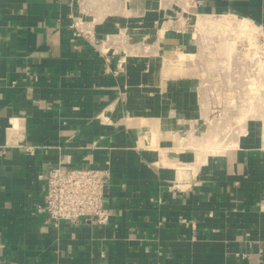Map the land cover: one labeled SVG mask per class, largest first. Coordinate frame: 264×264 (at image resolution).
<instances>
[{"label": "crops", "instance_id": "1", "mask_svg": "<svg viewBox=\"0 0 264 264\" xmlns=\"http://www.w3.org/2000/svg\"><path fill=\"white\" fill-rule=\"evenodd\" d=\"M177 2L0 0V264H264V141L198 159L170 117L195 96L164 75ZM188 9L264 25V0ZM75 15L93 41L72 39ZM46 162L109 169L110 222L47 221Z\"/></svg>", "mask_w": 264, "mask_h": 264}, {"label": "rangeland", "instance_id": "2", "mask_svg": "<svg viewBox=\"0 0 264 264\" xmlns=\"http://www.w3.org/2000/svg\"><path fill=\"white\" fill-rule=\"evenodd\" d=\"M171 7L161 33L181 42L176 44L178 53L166 60L164 75L192 81L187 88L195 96L185 97L179 115H170L181 120L183 130L191 135L189 146L206 158L239 146L243 139L264 141V63L258 59L261 24L255 22L258 32L245 34L233 21L239 15L191 14L188 0ZM224 16L232 18L225 19L226 25Z\"/></svg>", "mask_w": 264, "mask_h": 264}, {"label": "built area", "instance_id": "3", "mask_svg": "<svg viewBox=\"0 0 264 264\" xmlns=\"http://www.w3.org/2000/svg\"><path fill=\"white\" fill-rule=\"evenodd\" d=\"M188 2L191 8H196L202 0ZM81 11L88 13L84 8ZM72 19V39L85 37L93 41L91 37L94 31L87 21L81 15H75ZM260 28L258 59L264 63V25ZM29 150L33 151L31 147ZM45 167V172L39 176L45 181V188L37 210L46 216L47 221L53 223L55 227H60L63 222L76 225L81 220L96 225H107L110 222L112 211L106 199L110 185L109 169L90 164L73 166L62 162H46ZM191 187V183L187 186L178 183L171 189L185 192ZM191 222L196 228V221ZM261 255L263 261L264 255L263 253Z\"/></svg>", "mask_w": 264, "mask_h": 264}, {"label": "bare ground", "instance_id": "4", "mask_svg": "<svg viewBox=\"0 0 264 264\" xmlns=\"http://www.w3.org/2000/svg\"><path fill=\"white\" fill-rule=\"evenodd\" d=\"M227 16H229V15H227ZM236 16V15H235ZM225 17V16H224ZM230 17V16H229ZM232 17V16H231ZM229 19V20H232V18L230 19V18H228V17H225L224 19H223V21L222 22H225V25L226 24H228V22L226 23V21H225V19ZM226 19V20H227ZM201 20V19H200ZM206 21V20H205ZM233 21H235V23H236V27L238 28V29H240L242 32H244L245 34H249V33H255V32H258L257 31V29H258V24H256L255 22H253L252 20H250L249 18H247V17H234L233 18ZM200 22V21H199ZM198 22V23H199ZM229 23H230V21H229ZM201 25V24H200ZM212 25H214V24H211L210 26H212ZM205 26V25H204ZM209 26V27H210ZM215 26H216V24H215ZM228 26H230V25H228ZM200 27V26H199ZM233 27V26H232ZM144 121V120H143ZM15 124H17L16 123V120H15ZM15 126V125H14ZM16 127V126H15ZM14 127V128H15ZM17 128V127H16ZM11 130H12V128H11ZM9 132H11V131H9ZM12 132H14V130H12ZM16 132V131H15ZM150 137V136H149ZM152 137V136H151ZM152 141V140H151ZM229 146V145H228ZM200 150V149H199ZM201 154H198V155H196V156H198V159H200L201 158V156H200ZM203 155V154H202ZM203 158V157H202ZM207 158V157H206Z\"/></svg>", "mask_w": 264, "mask_h": 264}]
</instances>
